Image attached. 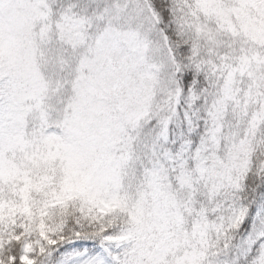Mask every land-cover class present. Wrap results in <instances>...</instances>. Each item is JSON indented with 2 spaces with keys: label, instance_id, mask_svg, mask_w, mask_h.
<instances>
[{
  "label": "snow or ice",
  "instance_id": "obj_1",
  "mask_svg": "<svg viewBox=\"0 0 264 264\" xmlns=\"http://www.w3.org/2000/svg\"><path fill=\"white\" fill-rule=\"evenodd\" d=\"M0 264H264V0H0Z\"/></svg>",
  "mask_w": 264,
  "mask_h": 264
}]
</instances>
